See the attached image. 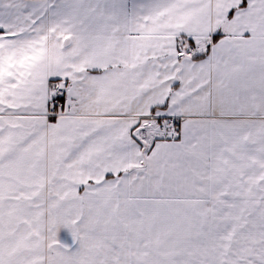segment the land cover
<instances>
[{
    "label": "snow or ice",
    "instance_id": "6c2138e0",
    "mask_svg": "<svg viewBox=\"0 0 264 264\" xmlns=\"http://www.w3.org/2000/svg\"><path fill=\"white\" fill-rule=\"evenodd\" d=\"M0 264H264V0H0Z\"/></svg>",
    "mask_w": 264,
    "mask_h": 264
}]
</instances>
